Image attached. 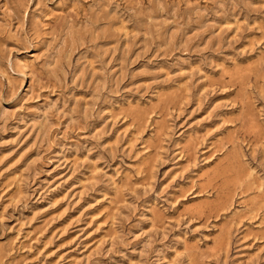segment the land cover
<instances>
[{
	"label": "rangeland",
	"instance_id": "rangeland-1",
	"mask_svg": "<svg viewBox=\"0 0 264 264\" xmlns=\"http://www.w3.org/2000/svg\"><path fill=\"white\" fill-rule=\"evenodd\" d=\"M0 264H264V0H0Z\"/></svg>",
	"mask_w": 264,
	"mask_h": 264
}]
</instances>
